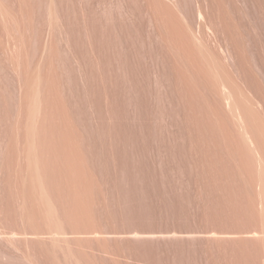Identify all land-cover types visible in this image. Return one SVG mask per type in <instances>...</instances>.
Listing matches in <instances>:
<instances>
[{
    "label": "rangeland",
    "instance_id": "1",
    "mask_svg": "<svg viewBox=\"0 0 264 264\" xmlns=\"http://www.w3.org/2000/svg\"><path fill=\"white\" fill-rule=\"evenodd\" d=\"M247 260L264 0H0V264Z\"/></svg>",
    "mask_w": 264,
    "mask_h": 264
},
{
    "label": "bare ground",
    "instance_id": "2",
    "mask_svg": "<svg viewBox=\"0 0 264 264\" xmlns=\"http://www.w3.org/2000/svg\"><path fill=\"white\" fill-rule=\"evenodd\" d=\"M255 84H256V83H255ZM224 85H225V84H223V86H224ZM257 85H258V84H257ZM253 86H254V85H253ZM221 87H222V86H221ZM224 87H225V86H224ZM226 87H227V85H226ZM249 87L251 88V85H249ZM255 87H256V86H255ZM258 87H259V86H258ZM226 89H227V88H226ZM226 89L224 88L223 90H226ZM251 89H252V88H251ZM254 90H255V89H254ZM256 90H257V88H256ZM221 91H222V90H221ZM227 91H228V90H227ZM255 93H257V92L255 91ZM229 94H230V93H229V91H228L227 94H226V92H225V96H223V95H222V96L224 97L225 100L228 101V100H229V97L231 96V95H229ZM231 94H232V93H231ZM257 95H258V94H257ZM231 97H232V96H231ZM257 97H258V96H257ZM257 97H256V98H257ZM260 98H261V97H260ZM215 99H216V98H215ZM217 99H218V98H217ZM221 99H222V97H221ZM231 100H232V99H231ZM233 100H234V99H233ZM216 101H217V100H216ZM227 101H226V102H227ZM234 101H235V100H234ZM228 102H229V101H228ZM230 102H231V101H230ZM230 102H229V104H230ZM217 103H218V102H217ZM232 103H233V101H232ZM234 103H235V102H234ZM224 104H226V103L224 102ZM229 104H228V106L231 107L232 105H231V104L229 105ZM226 106H227V105H226ZM233 106H235V105L233 104ZM230 107H229V108H230ZM235 107H236V106H235ZM238 108H239V107H238ZM238 108H237V109H238ZM224 109H225V108H224ZM230 109H231V110H230ZM230 109H229V110L232 111V110H233V107H231ZM239 109H240V108H239ZM220 110H221V109H220ZM220 110H219V111H220ZM227 110H228V108H227ZM229 110H228V112H229ZM234 110H235V108H234ZM234 110H233L232 112H234ZM236 111H237V110H236ZM226 112H227V111H226ZM228 112H227V114H228ZM239 112L241 113L240 110H239ZM220 113H222V112H220ZM229 113H230V112H229ZM235 113H236V112H235ZM222 114H223V116H224L225 113L223 112ZM232 114H233V113H232ZM232 114H230V115H232ZM236 114H237V113H236ZM228 115H229V114H228ZM241 115H242V113H241ZM221 116H222V115H221ZM236 116H238V114H237ZM225 117H227V116H225ZM229 117H230V116H229ZM234 117H235V116H234ZM239 117H242V116L239 115ZM221 118H223V117H221ZM232 118H233V116H232ZM235 119H238V117H235ZM240 119H241V118H240ZM228 120H229V119H228ZM241 120H243V119H241ZM236 121H237V120H235L236 125H239V128H240V126H241L240 124H241L242 122H240V120H239V122H238V124H237ZM239 123H240V124H239ZM243 123H245V122H243ZM237 127H238V126H237ZM243 127H245V125H243ZM246 127H247V126H246ZM246 127H245V128H246ZM245 128H244V130H246ZM241 129H243V128H241ZM241 129H240V130H241ZM240 130H239V132H240ZM244 130H243V131H244ZM241 131H242V130H241ZM237 132H238V131H237ZM237 132H235L234 135H235ZM249 132H250V131H249ZM249 132H248V133H249ZM240 133H241V132H240ZM242 133H243V132H242ZM238 134H239V133H238ZM238 134H237V136H238ZM249 134H250V133H249ZM240 135H242V138H241V139H243L246 143H248V144L251 146V147H250V150H251V148H254V151H257V150H255V149L257 148V146H256V147H254V146H255L258 142L255 143V140H254V137H253V136L250 138V137H248L247 134H244V133H243V134H240ZM240 135H239V136H240ZM239 136H238L237 138H239ZM249 136H250V135H249ZM232 137L235 138L236 136H235V137L232 136ZM232 137H231V139H232ZM231 139H230V140H231ZM235 139H236V138H235ZM225 140H226V139H225ZM252 140H253V141H252ZM227 141H229V139H228ZM241 142H242V141H241ZM241 142L239 141V143H241ZM245 142H244V144H245ZM253 142H254V143H253ZM242 143H243V142H242ZM245 145H246V144H245ZM257 145H258V144H257ZM226 147H228V146H226ZM247 147H249V146H247ZM258 151H259V150H258ZM252 152H253V150H252ZM253 153H255V152H253ZM259 153H260V152H259ZM260 157H261V155H260ZM256 159H257V158H256ZM258 161H259V160H258ZM261 161H262V159H261ZM247 261H248V260H247ZM244 262H246V261H244ZM248 262H249V261H248ZM246 263H247V262H246ZM246 263H243V264H246ZM249 263L252 264L251 262H249ZM249 263H247V264H249Z\"/></svg>",
    "mask_w": 264,
    "mask_h": 264
}]
</instances>
